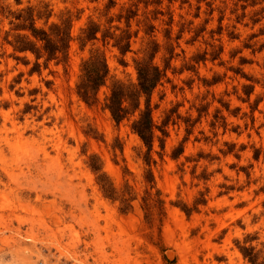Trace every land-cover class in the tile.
<instances>
[{
	"label": "rangeland",
	"instance_id": "obj_1",
	"mask_svg": "<svg viewBox=\"0 0 264 264\" xmlns=\"http://www.w3.org/2000/svg\"><path fill=\"white\" fill-rule=\"evenodd\" d=\"M1 1L48 15L36 20L45 29L70 19L72 40L46 63L15 52L5 35L24 31L0 12V264H249L238 244L264 259V0ZM89 21L127 30L129 50L101 33L81 48ZM153 41L166 69L150 96L147 165L138 112L116 124L105 101L112 81H136ZM96 50L109 75L87 103L76 84ZM100 173L131 196L127 212L103 195Z\"/></svg>",
	"mask_w": 264,
	"mask_h": 264
},
{
	"label": "trees",
	"instance_id": "obj_2",
	"mask_svg": "<svg viewBox=\"0 0 264 264\" xmlns=\"http://www.w3.org/2000/svg\"><path fill=\"white\" fill-rule=\"evenodd\" d=\"M1 2L0 0V12H6L16 20L9 21L12 29L24 31V33L12 34V39L10 40L8 39L10 35L8 31L5 35L4 39L12 46L15 52H31L36 60L45 56V63L48 60L56 59L59 54L62 57H66L69 43L72 40L70 19H63L60 23H51L45 29L44 27L37 26L36 20L45 17L46 22L48 15L43 16L44 14L40 12L35 13L33 7L22 8L15 13L3 6ZM16 2L19 3V0H16ZM129 17L128 15H120L118 19L124 18L126 25H128ZM102 31L100 23L89 21L87 26L82 29L80 36H78L80 47L83 48L86 42L97 39V33H101L103 40L108 35H111L113 45L118 48L121 54H125L129 50L130 34L126 35L125 31L127 30H124L123 34L119 36L111 33L106 34V31L104 33ZM124 34L125 36H123ZM152 44L153 46H151ZM157 50L158 44L154 41L150 42L144 57L135 61L136 81L133 83H125L120 80L112 81L105 101V108L108 109L111 118L116 124L126 119L129 115L138 112V117L132 122L131 129L146 146L144 162L147 165L151 161L150 151L155 138V129L157 128L151 116L150 96L153 89L164 78L166 69L160 68L153 62ZM35 66L38 67L39 64L36 62ZM108 75L109 68L104 54L97 50L92 51L80 64V75L76 84L77 94L87 103L95 102L97 100V92L106 83ZM142 97L143 108H141ZM94 158L99 160L96 156L91 157L93 160L90 161L89 166L95 173H99L101 171V164L94 161ZM96 179L105 197L120 201V210L122 212H127L131 208V196L126 198L124 192L119 193L106 174L100 173ZM145 179L151 185L154 183L150 169L146 171ZM147 192L149 193V191ZM179 207L186 214H189L190 209L186 208L185 205ZM250 240L251 236L246 235L243 242L246 243ZM237 248L249 264H264V259L259 260L260 251L255 250L254 246L238 244Z\"/></svg>",
	"mask_w": 264,
	"mask_h": 264
},
{
	"label": "water",
	"instance_id": "obj_3",
	"mask_svg": "<svg viewBox=\"0 0 264 264\" xmlns=\"http://www.w3.org/2000/svg\"><path fill=\"white\" fill-rule=\"evenodd\" d=\"M169 254V253H168Z\"/></svg>",
	"mask_w": 264,
	"mask_h": 264
}]
</instances>
